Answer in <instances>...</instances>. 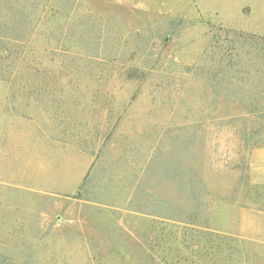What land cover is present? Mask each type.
<instances>
[{
  "label": "rangeland",
  "instance_id": "obj_1",
  "mask_svg": "<svg viewBox=\"0 0 264 264\" xmlns=\"http://www.w3.org/2000/svg\"><path fill=\"white\" fill-rule=\"evenodd\" d=\"M67 3L125 52L113 64L82 62V78L54 101L0 80L8 255L18 264H264V0ZM64 111L85 120L70 125L85 133L84 148L46 134L68 132L48 120ZM172 161L194 188L169 178ZM191 189L206 190L208 228L193 233L159 217L161 199L192 210Z\"/></svg>",
  "mask_w": 264,
  "mask_h": 264
},
{
  "label": "trees",
  "instance_id": "obj_2",
  "mask_svg": "<svg viewBox=\"0 0 264 264\" xmlns=\"http://www.w3.org/2000/svg\"><path fill=\"white\" fill-rule=\"evenodd\" d=\"M67 2L69 0H26L24 3L21 0H0V80L14 82L19 79V82H23V89L27 88L28 94L25 96L40 103L44 100L48 102L59 99L57 97H67L69 94H65L64 91L72 82L77 83L82 78L84 71L80 66L82 62L88 63V66L93 68L95 63L113 64L117 58H120L119 53L125 52L111 50L110 38L99 34V29L94 30L97 25L90 13L80 10L77 4ZM37 10L44 11L47 18L39 15L38 17ZM49 83L54 88H49ZM40 107L43 109L42 105ZM47 107L45 106L44 110H47ZM56 111L61 109L57 108ZM64 113L68 116H62ZM53 117L59 125H69L67 133L64 126L61 132L68 137L71 136L70 131L74 129L71 126H76L71 121L73 116L64 111L58 115L54 113ZM168 132H164L163 136H167ZM97 137L93 140L99 141ZM84 141H88L85 133L84 137L80 134L79 140L75 142L84 148L86 146ZM94 141L91 143H95ZM94 167L95 163L90 167L84 181L92 175ZM165 170L167 175L171 176L169 178L176 175L174 179L182 188L189 186L194 188L196 182L191 178L186 179L182 173H179L181 171L177 172L175 162L166 163ZM198 182L202 183V181ZM188 194L194 204L192 210L185 213L172 201L161 199L159 217L185 223L192 233L198 232L201 228L208 229L200 220L202 219L200 209L205 206L206 190L191 189ZM0 264H18L8 255L1 241Z\"/></svg>",
  "mask_w": 264,
  "mask_h": 264
},
{
  "label": "crops",
  "instance_id": "obj_3",
  "mask_svg": "<svg viewBox=\"0 0 264 264\" xmlns=\"http://www.w3.org/2000/svg\"><path fill=\"white\" fill-rule=\"evenodd\" d=\"M12 96L13 97H20L21 95L20 94H16L15 92H13V94H12ZM36 105V107H38V105L37 104H35ZM48 108V107H47ZM10 111H11V113L14 115V117H15V115L17 114V115H19V116H22V110H21V108H19V107H17V106H11V108H10ZM46 112L48 111V109L47 110H45ZM10 113V116H13L12 114ZM48 120L52 123V124H54V120H55V118L52 116V115H49V118H48ZM71 121H72V124H76L77 126L79 125V123H80V121H82V123L84 124V122L83 121H85L82 117L80 118V116L78 117V116H73L72 117V119H71ZM51 133H50V132ZM49 131L47 130L46 131V134L47 133H49V137L52 139V140H56V141H59V142H61V141H66V140H71V142H75V141H78L79 140V135H80V131L77 129V130H75V129H71V131H70V135L71 136H67L66 134H64V133H52L54 130L52 129V128H50L49 129ZM82 137H84V133L82 132ZM75 140V141H74ZM67 143V142H66ZM77 148H79V149H82L83 147H81L80 145H77L76 143L74 144Z\"/></svg>",
  "mask_w": 264,
  "mask_h": 264
}]
</instances>
